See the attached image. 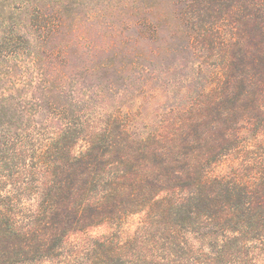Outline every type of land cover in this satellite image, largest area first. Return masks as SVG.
<instances>
[{
  "label": "trees",
  "instance_id": "16d2710c",
  "mask_svg": "<svg viewBox=\"0 0 264 264\" xmlns=\"http://www.w3.org/2000/svg\"><path fill=\"white\" fill-rule=\"evenodd\" d=\"M29 1L0 0V27ZM227 68L201 105L222 101ZM80 104L61 87L0 89V264H264V171L207 175L198 151L189 168L174 139L129 133L118 112L90 123Z\"/></svg>",
  "mask_w": 264,
  "mask_h": 264
},
{
  "label": "rangeland",
  "instance_id": "374dc122",
  "mask_svg": "<svg viewBox=\"0 0 264 264\" xmlns=\"http://www.w3.org/2000/svg\"><path fill=\"white\" fill-rule=\"evenodd\" d=\"M255 4L264 0H30L27 14L5 17L0 27V89L61 87L79 97L90 123L118 112L131 122L129 133L174 139L189 168L195 159L184 153L196 150L207 175L241 165L257 175L264 171V13ZM224 64L231 83L224 98L201 105ZM81 143L75 152L86 149Z\"/></svg>",
  "mask_w": 264,
  "mask_h": 264
}]
</instances>
